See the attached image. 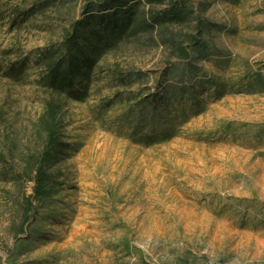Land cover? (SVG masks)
<instances>
[{
  "label": "rangeland",
  "instance_id": "374dc122",
  "mask_svg": "<svg viewBox=\"0 0 264 264\" xmlns=\"http://www.w3.org/2000/svg\"><path fill=\"white\" fill-rule=\"evenodd\" d=\"M94 1L0 0V264H264V0H191L207 28L185 61L149 37L102 56L58 99L55 194L18 235L44 145L36 55Z\"/></svg>",
  "mask_w": 264,
  "mask_h": 264
},
{
  "label": "trees",
  "instance_id": "16d2710c",
  "mask_svg": "<svg viewBox=\"0 0 264 264\" xmlns=\"http://www.w3.org/2000/svg\"><path fill=\"white\" fill-rule=\"evenodd\" d=\"M48 7L43 2L18 15L32 17ZM206 28V22L195 16L191 0H95L83 6L81 19L64 29L58 44L37 52L36 62L42 68L40 83L48 94L39 119L44 145L32 171L33 192L24 201L18 235L23 234L24 226L33 218L35 206L55 194L48 169L62 156L58 99L70 95L80 100L76 85L89 81L101 57L124 41L149 37L167 48L173 57L185 61L190 50L200 44Z\"/></svg>",
  "mask_w": 264,
  "mask_h": 264
}]
</instances>
